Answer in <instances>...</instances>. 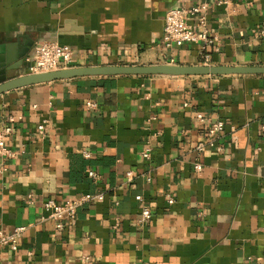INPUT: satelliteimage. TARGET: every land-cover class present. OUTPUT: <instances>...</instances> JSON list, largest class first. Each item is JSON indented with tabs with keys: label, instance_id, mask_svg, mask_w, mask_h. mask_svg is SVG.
Listing matches in <instances>:
<instances>
[{
	"label": "crops",
	"instance_id": "1",
	"mask_svg": "<svg viewBox=\"0 0 264 264\" xmlns=\"http://www.w3.org/2000/svg\"><path fill=\"white\" fill-rule=\"evenodd\" d=\"M205 1L216 36L206 51L162 42L166 12L191 0H0V49L31 42L29 62L53 39L72 46L74 65L264 64V0ZM217 120L225 127L209 136ZM9 124L17 154L0 171V227L26 229L0 264H264V74L43 82L0 93ZM101 191L60 228L44 208ZM143 205L153 216L140 223Z\"/></svg>",
	"mask_w": 264,
	"mask_h": 264
},
{
	"label": "built area",
	"instance_id": "2",
	"mask_svg": "<svg viewBox=\"0 0 264 264\" xmlns=\"http://www.w3.org/2000/svg\"><path fill=\"white\" fill-rule=\"evenodd\" d=\"M223 3H229L231 0H220ZM209 2L205 0H191L188 5H181L170 8L165 15L164 31L162 42L165 47L172 48L173 46H182L185 43H197L200 45L202 51L209 50L213 47L216 36L212 35L207 28V10ZM194 18L195 23H191L190 19ZM209 58V54H206ZM73 48L69 44H63L60 41L53 39H43L39 41L35 47L34 55L31 60L30 66L25 72L35 73L42 71H50L60 69L63 67L73 66ZM88 105L96 107L97 103L89 101ZM198 118L202 121L205 120L203 113H198ZM225 127L223 120H217L208 127V135L214 137L221 132ZM46 128L45 123L39 125V131L44 132ZM12 125L0 126V171L6 169V160L14 157L17 154L15 149L7 145L8 136L12 132ZM262 135L264 136V125L262 126ZM199 150L205 149L204 143L197 145ZM151 147L147 146L142 150L144 160L151 158ZM86 157H90L91 153L87 150L84 151ZM197 170L202 169L200 161L195 162ZM87 173L97 178L99 174L93 168H87ZM128 180H132L134 171L127 172ZM151 174L147 173V179L151 180ZM105 197L104 192H86L78 197L69 199L65 202H58L55 199H49L45 202L44 208L49 212L50 216L58 219L57 227L63 226V219L73 218L77 215V209L80 205L90 201H101ZM137 200H143L141 194L136 195ZM168 201L173 203L175 201L172 195L169 196ZM153 216L152 209L149 205H143L141 216L138 221L145 223ZM26 226L18 225L13 229L5 230L0 227V247H8L11 250H17L20 245V239L23 235Z\"/></svg>",
	"mask_w": 264,
	"mask_h": 264
},
{
	"label": "water",
	"instance_id": "3",
	"mask_svg": "<svg viewBox=\"0 0 264 264\" xmlns=\"http://www.w3.org/2000/svg\"><path fill=\"white\" fill-rule=\"evenodd\" d=\"M32 43L19 48L16 43L6 50L0 49V93L59 79L80 76H115V75H227V74H264V64H215V63H151V64H96L73 65L42 72H23L31 61H26Z\"/></svg>",
	"mask_w": 264,
	"mask_h": 264
}]
</instances>
